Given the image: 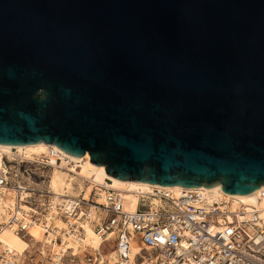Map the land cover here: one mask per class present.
I'll return each mask as SVG.
<instances>
[{
    "label": "water",
    "instance_id": "obj_1",
    "mask_svg": "<svg viewBox=\"0 0 264 264\" xmlns=\"http://www.w3.org/2000/svg\"><path fill=\"white\" fill-rule=\"evenodd\" d=\"M112 176L264 184V0H0V143Z\"/></svg>",
    "mask_w": 264,
    "mask_h": 264
},
{
    "label": "built area",
    "instance_id": "obj_2",
    "mask_svg": "<svg viewBox=\"0 0 264 264\" xmlns=\"http://www.w3.org/2000/svg\"><path fill=\"white\" fill-rule=\"evenodd\" d=\"M6 159L0 171V232L8 227L26 237L31 226L41 224L44 235L54 242L64 244L73 236L80 243L85 235L83 221L88 220L106 242V234L114 233L119 264H264V222L257 211L245 216L239 209L229 212V218L223 201H211L196 189L176 195L164 188L139 193L137 208L127 210L122 193L103 184L93 186L88 197L83 188L59 201L50 187L56 163L49 156L27 161L6 155ZM102 190L105 196L100 202ZM54 217L62 218L66 227L59 228ZM69 255L75 257L53 252L50 262L67 264ZM88 255L91 262L95 257ZM27 260L31 264L34 259L13 252L0 239V264H29Z\"/></svg>",
    "mask_w": 264,
    "mask_h": 264
},
{
    "label": "bare ground",
    "instance_id": "obj_3",
    "mask_svg": "<svg viewBox=\"0 0 264 264\" xmlns=\"http://www.w3.org/2000/svg\"><path fill=\"white\" fill-rule=\"evenodd\" d=\"M0 153L5 154L9 157L13 155L19 156V158H24L25 160H33L37 158H41L42 156H49L52 162L56 163V167L53 168L55 172H62V176H57L55 185L57 200L62 201L66 197L71 195H77L81 189L85 188L91 189L93 186L99 184H103L106 186H110L115 190H118L122 193L125 198V207L127 210H135L137 208L138 202V195L139 193H149L153 192L155 188H164L171 191L173 194L180 195L184 190L188 189H196L200 192L207 194L210 200H216L218 202L223 201L224 205L223 208L228 209L229 218H231L229 212L238 211L239 209H243L245 216H248L249 213L257 211L259 214V218L261 219L260 222H264V184L260 185L259 188L247 193V194H229L223 191L221 184L215 187H205L204 185L201 186H193V187H185L179 184L174 185H159L153 184L148 182H140V181H133V180H123L116 178L109 174L106 171V167L104 165H98L93 163L88 157L81 156V157H74L70 154H66L62 152L57 146L48 144L46 142H38L33 144H26V145H10V144H2L0 143ZM75 162V166H68V162ZM4 163V162H3ZM79 166V168H76ZM3 167L1 166L0 162V171ZM69 170H74L77 174L70 173ZM69 173L67 176L64 174ZM85 179L89 180V185L85 186ZM52 184V183H51ZM76 184H78L76 186ZM53 188V187H52ZM54 189V188H53ZM89 193L85 196L88 197ZM12 194L11 192H9ZM102 197L99 201L104 200L105 191H101ZM11 200V198H9ZM154 202H157V199H154ZM25 209H28L27 206L24 205ZM92 213L94 218L97 219L98 215L92 209ZM240 218H242V215ZM52 215H50L51 218ZM244 217V216H243ZM55 223L59 228L66 227L65 221L60 217H54ZM83 226L85 229V235L83 240L78 243L73 240V236L70 238L65 239L64 244H60V242H54L50 238H47V243L52 247L54 252H67L69 253V246L74 247V256L80 255L81 252H87L91 254H96L100 256H95L96 263L95 264H119L117 260V252L116 249H113L109 256L104 258V254L102 253V246L106 242L102 233H99L93 228V225L88 221H83ZM37 229H42L41 224H34L30 228L29 236L32 237L37 241L35 237V232ZM44 231V230H43ZM108 235V239H112L114 237V233L106 234ZM11 238L10 241L3 238V237ZM24 236L19 233H16L12 229L8 227H3L0 232V239L15 253L23 254L22 246L20 243L24 244L25 241L23 240ZM13 240V241H12ZM83 259H80L78 264H82Z\"/></svg>",
    "mask_w": 264,
    "mask_h": 264
},
{
    "label": "rangeland",
    "instance_id": "obj_4",
    "mask_svg": "<svg viewBox=\"0 0 264 264\" xmlns=\"http://www.w3.org/2000/svg\"><path fill=\"white\" fill-rule=\"evenodd\" d=\"M7 162V159L5 158V154L4 153H0V162H1V166L4 167V163L3 162ZM72 162V161H71ZM69 173L64 174V176H67ZM57 176H62V172H55L52 170L51 172V179H50V187L51 189L54 191L56 190L57 186H53L55 184L56 177ZM52 183V184H51ZM54 189H53V188ZM90 189L86 190V195L89 193ZM3 237V236H1ZM7 240L10 241L11 238L9 237H3ZM23 238V237H22ZM37 241H35L34 239L32 240V237H30L29 235L26 236L25 238H23V240L25 241L24 244L20 243L22 246V251L23 254L27 256V259H30V257H32L34 260L31 262V264H34V262L36 261H40L43 262L44 264H51L50 262V257L53 254V249L52 247L47 243V238L44 235V231L42 229H37V231L35 232V237H34ZM109 240V241H108ZM107 242H105L107 244L106 248H103L102 246V253L104 254V258L106 259V257L109 255V252L111 250H113L115 247V244L113 242V239H108ZM13 241V240H12ZM74 247L73 246H69V254L74 256ZM92 253V252H91ZM94 257L95 256H100L99 254H93ZM88 253L87 252H81L80 255L75 256V257H71L69 255V258L67 259V264H78L80 259H83V263L82 264H95L96 258H94L91 262H88L87 257H88ZM74 259V262L71 261V259ZM29 262V260H27ZM106 264H107V259H106Z\"/></svg>",
    "mask_w": 264,
    "mask_h": 264
},
{
    "label": "crops",
    "instance_id": "obj_5",
    "mask_svg": "<svg viewBox=\"0 0 264 264\" xmlns=\"http://www.w3.org/2000/svg\"><path fill=\"white\" fill-rule=\"evenodd\" d=\"M106 247H107V244L104 243V244H103V248H106ZM114 247H115V246H114ZM114 249H115V248H114ZM111 251H112V250H111ZM111 251H110V252H111ZM110 252H109V253H110ZM108 256H109V255H108ZM108 256H107V257H108Z\"/></svg>",
    "mask_w": 264,
    "mask_h": 264
}]
</instances>
